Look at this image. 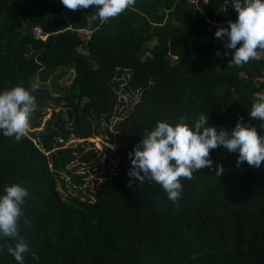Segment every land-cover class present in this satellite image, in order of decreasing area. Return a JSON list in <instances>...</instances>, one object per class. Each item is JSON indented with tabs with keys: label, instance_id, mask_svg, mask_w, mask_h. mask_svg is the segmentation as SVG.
<instances>
[{
	"label": "trees",
	"instance_id": "trees-1",
	"mask_svg": "<svg viewBox=\"0 0 264 264\" xmlns=\"http://www.w3.org/2000/svg\"><path fill=\"white\" fill-rule=\"evenodd\" d=\"M225 1L136 0L101 22L93 6L0 0V90L40 84L31 128L49 99L68 114L55 112L19 141L0 133V190L16 182L29 190L19 221L30 246L24 264H264V162L237 165L238 153L211 149L213 166L181 177L176 203L156 182L128 175L129 151L157 120L208 113L229 132L240 117L260 131L247 110L264 95V49L227 65L234 50L214 36L237 16ZM70 69L71 83H61ZM112 116L116 156L88 141ZM72 136L82 140L66 145ZM10 243L0 238V264H19Z\"/></svg>",
	"mask_w": 264,
	"mask_h": 264
},
{
	"label": "clouds",
	"instance_id": "clouds-1",
	"mask_svg": "<svg viewBox=\"0 0 264 264\" xmlns=\"http://www.w3.org/2000/svg\"><path fill=\"white\" fill-rule=\"evenodd\" d=\"M69 9L93 6V20L101 22L114 18L136 0H59ZM236 10L235 20L228 26L217 27L214 36L224 39L225 49L234 51L228 60L229 66H241L250 60L259 59V49H264V0H230ZM239 45V46H238ZM225 55H229L226 51ZM38 82L30 87L14 85L0 90V133L21 140L30 128L32 114L38 110L35 91ZM248 116L260 121V131L243 118L237 119L229 132L222 126L209 124V115L201 113L198 118L181 115L175 123L157 120L150 129H145L141 140L129 151L130 178L141 184L147 179L156 182L167 193V198L178 202L183 185L181 177L191 179L195 171L213 166L210 150L221 147L228 152L238 153L237 165L247 162L260 167L264 162V95L255 98ZM225 171L217 164L216 175ZM132 179L129 184L131 185ZM29 190L22 183L5 184L0 190V238H10L7 251L19 264H24L25 254L30 252L29 243L20 235L19 221L24 214L22 205ZM30 225V222H28Z\"/></svg>",
	"mask_w": 264,
	"mask_h": 264
},
{
	"label": "rangeland",
	"instance_id": "rangeland-1",
	"mask_svg": "<svg viewBox=\"0 0 264 264\" xmlns=\"http://www.w3.org/2000/svg\"><path fill=\"white\" fill-rule=\"evenodd\" d=\"M89 35V33L87 34ZM151 45H154V42H151ZM74 76V70L70 69L68 74L65 75V77L61 80V83L63 84H67L69 85L72 81V78ZM49 86L51 85V81H48ZM139 95L136 94L133 98H128L125 97V100L127 102H135L136 100H138ZM44 115L42 117V122L41 125L37 128H30L29 130H34V131H39L41 130L44 126L46 121L51 118L55 112H58L61 114V116H63V118H68V114H67V108L65 106L62 105V103H58L56 100L53 99H49L47 104L44 106ZM117 122V117H111V120L104 122V120L100 123V128L103 130L100 134L98 135H94L92 137H89L88 141L89 142H93L95 147L98 148L100 150V152H102V154L104 155H111V156H116L120 150V146L115 143V141H111L110 139V135L106 133L107 128L111 130V132L113 134H115L117 132V124L115 125V123ZM82 139H78L75 138L74 136H72L67 142L66 145L69 144H74L76 145V143H78L79 141H81ZM60 189L62 190L61 186ZM63 191V190H62ZM65 192V191H63ZM70 192H77V190H75V188H71ZM69 193V192H66Z\"/></svg>",
	"mask_w": 264,
	"mask_h": 264
},
{
	"label": "built area",
	"instance_id": "built-area-1",
	"mask_svg": "<svg viewBox=\"0 0 264 264\" xmlns=\"http://www.w3.org/2000/svg\"><path fill=\"white\" fill-rule=\"evenodd\" d=\"M227 2H228V1L226 0V1H225V4H226ZM230 20H232V19H228L227 21L224 22V24H225L226 26H228V22H229ZM34 33H35V35H36L37 37L45 38V35H44L43 30H42L41 27H39V26H35V27H34Z\"/></svg>",
	"mask_w": 264,
	"mask_h": 264
}]
</instances>
